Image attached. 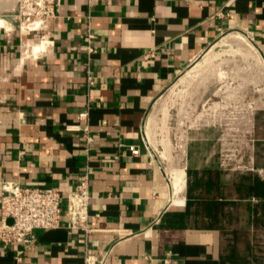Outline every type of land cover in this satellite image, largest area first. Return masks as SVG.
<instances>
[{"label": "crops", "instance_id": "1", "mask_svg": "<svg viewBox=\"0 0 264 264\" xmlns=\"http://www.w3.org/2000/svg\"><path fill=\"white\" fill-rule=\"evenodd\" d=\"M0 1L10 22L0 26V209L5 180L56 186L65 205L88 173L91 192L89 232L64 214L30 244L0 240V264H84L86 254L99 264L110 249L105 264H258L264 176L229 197L219 126L205 119L179 140L160 115L169 87L228 32L250 38L264 69V0H62L39 31L19 27L15 0ZM243 96L237 85L226 95L236 107ZM230 203L246 224H232Z\"/></svg>", "mask_w": 264, "mask_h": 264}, {"label": "rangeland", "instance_id": "2", "mask_svg": "<svg viewBox=\"0 0 264 264\" xmlns=\"http://www.w3.org/2000/svg\"><path fill=\"white\" fill-rule=\"evenodd\" d=\"M250 41L246 34L237 31L223 35L203 55V64L187 70L161 100L164 112L160 115V126L169 137L174 133L175 138L181 140L189 125H200L205 119L222 130L220 166L226 193L231 198L236 197V188L240 185L247 195L246 184L251 175L264 176V69ZM211 85L212 90L220 88L221 93L211 97ZM236 85L243 88L244 93L237 107L235 100L226 97L229 89ZM216 102L222 103L223 109L208 108ZM229 207L233 213L232 224L248 222L244 207L234 203ZM251 233L255 254L260 258L258 264H264V228L253 229Z\"/></svg>", "mask_w": 264, "mask_h": 264}, {"label": "built area", "instance_id": "3", "mask_svg": "<svg viewBox=\"0 0 264 264\" xmlns=\"http://www.w3.org/2000/svg\"><path fill=\"white\" fill-rule=\"evenodd\" d=\"M61 1L16 0L14 20L22 29L39 31L47 27L48 22L58 15ZM95 38V33L88 29L84 40L89 58L94 52ZM87 81L89 85L96 83L90 68L87 70ZM77 127L67 126V129L73 130ZM91 141L92 137L88 136L87 142ZM132 152L138 154L139 149L135 148ZM63 197L62 191L56 186L23 185L16 180H5L1 191L0 240L4 243L18 245L30 244L36 238V230L63 226L64 214L68 216L67 226L69 228L89 232L91 230L89 226L91 198L89 174L84 173L79 176L74 189L67 193L65 205ZM110 252L111 249L101 257L99 264L107 262ZM98 259L95 254H86L84 264H97Z\"/></svg>", "mask_w": 264, "mask_h": 264}, {"label": "bare ground", "instance_id": "4", "mask_svg": "<svg viewBox=\"0 0 264 264\" xmlns=\"http://www.w3.org/2000/svg\"><path fill=\"white\" fill-rule=\"evenodd\" d=\"M15 2H16V0H15ZM15 2H14V3H15ZM0 4H1V1H0ZM12 14H13V13H12ZM1 25H5V26H8V27H9V26H10V22L7 21L5 18L0 17V26H1ZM23 30L26 31L27 29H23ZM250 42H251V41H250ZM47 43H48V42H47ZM251 43H252V42H251ZM41 46H42V45H36L35 49L38 50L39 48H41ZM45 46H46V45H45ZM45 46H44V47H45ZM44 47H43V48H44Z\"/></svg>", "mask_w": 264, "mask_h": 264}]
</instances>
